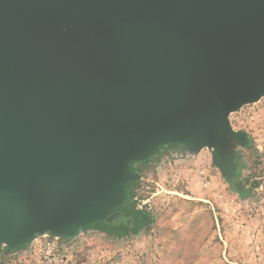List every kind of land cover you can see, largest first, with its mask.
Here are the masks:
<instances>
[{
	"label": "water",
	"instance_id": "95a60500",
	"mask_svg": "<svg viewBox=\"0 0 264 264\" xmlns=\"http://www.w3.org/2000/svg\"><path fill=\"white\" fill-rule=\"evenodd\" d=\"M264 98V0H0V250L65 239L162 146L226 175Z\"/></svg>",
	"mask_w": 264,
	"mask_h": 264
},
{
	"label": "rangeland",
	"instance_id": "374dc122",
	"mask_svg": "<svg viewBox=\"0 0 264 264\" xmlns=\"http://www.w3.org/2000/svg\"><path fill=\"white\" fill-rule=\"evenodd\" d=\"M229 119L246 135L232 150V175L208 149L161 147L134 166L130 203L149 216L144 228L132 231L120 217L116 234L89 227L65 239L41 237L1 249L0 264H264V98Z\"/></svg>",
	"mask_w": 264,
	"mask_h": 264
},
{
	"label": "trees",
	"instance_id": "16d2710c",
	"mask_svg": "<svg viewBox=\"0 0 264 264\" xmlns=\"http://www.w3.org/2000/svg\"><path fill=\"white\" fill-rule=\"evenodd\" d=\"M162 147H164V146H162ZM143 163L144 162H133V163H131L130 164L131 171L133 173L137 172L136 170H134V166H136V165L139 166ZM136 181L137 180L135 178L131 179L125 185L124 196H123L122 202L120 203V205L116 209H113L112 211L109 212V215H111L114 212L121 213V215L123 216V219L127 221V225L131 226L132 231L142 229L145 227V225L147 223H149V216L147 215V213L144 210H137L134 207L133 203H130L132 195H133L132 194L133 188L135 186ZM124 224L125 223H123V225L121 224L119 228H121V230H123L125 232L127 230L128 226L126 225L127 226L126 227ZM89 227L95 228V230H97L99 232L106 233V234H116V233H118V230H119V229L118 230L115 229L117 227V225L113 224V222L108 223L107 221H101V222L93 223L92 225L86 226L83 230H85ZM21 247H23V246L11 248V249H9V251L16 250V249L21 248Z\"/></svg>",
	"mask_w": 264,
	"mask_h": 264
},
{
	"label": "built area",
	"instance_id": "2783aa9c",
	"mask_svg": "<svg viewBox=\"0 0 264 264\" xmlns=\"http://www.w3.org/2000/svg\"><path fill=\"white\" fill-rule=\"evenodd\" d=\"M232 122V120H230V123ZM50 238V237H49ZM54 240H56V238H53ZM52 239V240H53ZM52 240L51 239H49V241H47L46 243L48 244V245H54L55 243L54 242H52Z\"/></svg>",
	"mask_w": 264,
	"mask_h": 264
},
{
	"label": "flooded vegetation",
	"instance_id": "af4514ba",
	"mask_svg": "<svg viewBox=\"0 0 264 264\" xmlns=\"http://www.w3.org/2000/svg\"><path fill=\"white\" fill-rule=\"evenodd\" d=\"M236 113H238V112H236ZM123 218V216L121 215V219Z\"/></svg>",
	"mask_w": 264,
	"mask_h": 264
}]
</instances>
